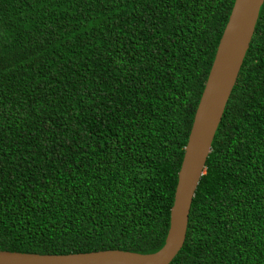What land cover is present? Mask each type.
<instances>
[{"label":"trees","instance_id":"trees-1","mask_svg":"<svg viewBox=\"0 0 264 264\" xmlns=\"http://www.w3.org/2000/svg\"><path fill=\"white\" fill-rule=\"evenodd\" d=\"M234 0H0V251H157ZM169 264H264V1Z\"/></svg>","mask_w":264,"mask_h":264},{"label":"water","instance_id":"water-1","mask_svg":"<svg viewBox=\"0 0 264 264\" xmlns=\"http://www.w3.org/2000/svg\"><path fill=\"white\" fill-rule=\"evenodd\" d=\"M263 1H233L183 148L162 246L149 254L120 250L65 255L0 251V264H169L184 242L190 204Z\"/></svg>","mask_w":264,"mask_h":264}]
</instances>
